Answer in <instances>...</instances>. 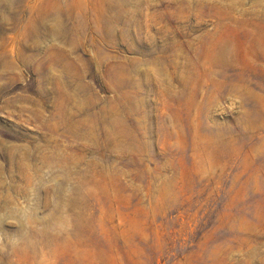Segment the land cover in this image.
Masks as SVG:
<instances>
[{
    "label": "rangeland",
    "instance_id": "rangeland-1",
    "mask_svg": "<svg viewBox=\"0 0 264 264\" xmlns=\"http://www.w3.org/2000/svg\"><path fill=\"white\" fill-rule=\"evenodd\" d=\"M0 264H264V0H0Z\"/></svg>",
    "mask_w": 264,
    "mask_h": 264
}]
</instances>
